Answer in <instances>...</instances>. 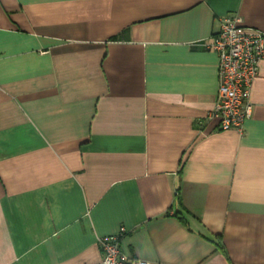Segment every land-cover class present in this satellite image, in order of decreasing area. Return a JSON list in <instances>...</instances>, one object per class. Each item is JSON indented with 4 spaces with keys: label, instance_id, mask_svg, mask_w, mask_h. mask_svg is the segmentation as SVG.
Returning <instances> with one entry per match:
<instances>
[{
    "label": "crops",
    "instance_id": "1",
    "mask_svg": "<svg viewBox=\"0 0 264 264\" xmlns=\"http://www.w3.org/2000/svg\"><path fill=\"white\" fill-rule=\"evenodd\" d=\"M264 0H0V264H264V59L244 129L208 48Z\"/></svg>",
    "mask_w": 264,
    "mask_h": 264
},
{
    "label": "built area",
    "instance_id": "2",
    "mask_svg": "<svg viewBox=\"0 0 264 264\" xmlns=\"http://www.w3.org/2000/svg\"><path fill=\"white\" fill-rule=\"evenodd\" d=\"M207 45L219 59L216 104L207 119L216 120L221 130L242 132L252 114L251 82L258 72L259 61L264 59V30L245 26L238 16L226 15L220 19V27ZM125 232L120 227L116 234L99 239L101 264H149L122 252L121 239Z\"/></svg>",
    "mask_w": 264,
    "mask_h": 264
}]
</instances>
